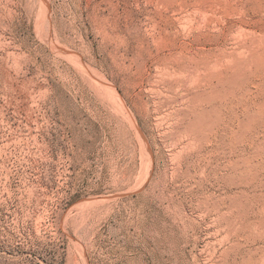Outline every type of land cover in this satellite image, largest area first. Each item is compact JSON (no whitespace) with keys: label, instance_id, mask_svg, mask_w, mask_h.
Instances as JSON below:
<instances>
[{"label":"rangeland","instance_id":"rangeland-1","mask_svg":"<svg viewBox=\"0 0 264 264\" xmlns=\"http://www.w3.org/2000/svg\"><path fill=\"white\" fill-rule=\"evenodd\" d=\"M0 264H264V0H0Z\"/></svg>","mask_w":264,"mask_h":264}]
</instances>
